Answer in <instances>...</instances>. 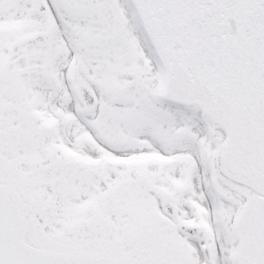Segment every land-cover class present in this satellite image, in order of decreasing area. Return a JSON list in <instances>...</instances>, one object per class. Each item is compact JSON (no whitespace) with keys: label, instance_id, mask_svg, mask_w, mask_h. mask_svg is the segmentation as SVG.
Segmentation results:
<instances>
[{"label":"snow or ice","instance_id":"1","mask_svg":"<svg viewBox=\"0 0 264 264\" xmlns=\"http://www.w3.org/2000/svg\"><path fill=\"white\" fill-rule=\"evenodd\" d=\"M0 264H264V0H0Z\"/></svg>","mask_w":264,"mask_h":264}]
</instances>
